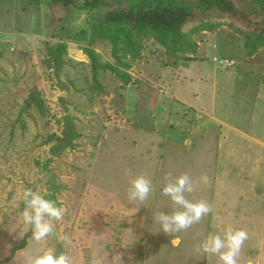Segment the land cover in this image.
<instances>
[{
    "label": "rangeland",
    "instance_id": "374dc122",
    "mask_svg": "<svg viewBox=\"0 0 264 264\" xmlns=\"http://www.w3.org/2000/svg\"><path fill=\"white\" fill-rule=\"evenodd\" d=\"M80 2L0 0V264L44 250L20 222L27 188L65 209L47 247L72 264H218L194 246L229 226L249 234L238 264H264V34L216 11L115 28ZM169 173L206 175L185 196L212 206L171 235L154 222L175 208ZM141 174L153 192L129 202Z\"/></svg>",
    "mask_w": 264,
    "mask_h": 264
},
{
    "label": "clouds",
    "instance_id": "9594fccd",
    "mask_svg": "<svg viewBox=\"0 0 264 264\" xmlns=\"http://www.w3.org/2000/svg\"><path fill=\"white\" fill-rule=\"evenodd\" d=\"M166 183L161 189V195L169 198L175 206L171 213L157 211L154 215V222L159 225V232L167 235L179 233L189 229L192 225L198 224L202 219L212 212V206L204 201L191 202L185 196L186 193H193L200 183L208 184L209 178L201 176L198 181H193L187 174L173 177L171 173L165 178ZM153 192L152 181L145 175H137L129 181L126 189V198L129 202L143 204ZM24 207L19 212L20 222L25 232H30V239L36 245L44 249L38 254H29L25 257V264H72V258L66 253H55L47 247L50 237L56 235L55 224L61 221L65 209L46 199L40 192L31 188L24 189L19 193ZM138 210V209H137ZM136 210V211H137ZM130 244L134 237L132 230L125 231ZM65 245L70 244L67 235L61 237ZM249 239V234L244 229L227 227L223 235L209 234L202 243L194 246V251L204 256L217 257L218 264H238L240 252ZM97 264H103V258H96ZM113 264H122L121 255H115ZM248 264H252L249 260Z\"/></svg>",
    "mask_w": 264,
    "mask_h": 264
},
{
    "label": "trees",
    "instance_id": "16d2710c",
    "mask_svg": "<svg viewBox=\"0 0 264 264\" xmlns=\"http://www.w3.org/2000/svg\"><path fill=\"white\" fill-rule=\"evenodd\" d=\"M96 8L104 9L103 24L115 28L178 32L216 11L264 34V0H81L78 5L80 10Z\"/></svg>",
    "mask_w": 264,
    "mask_h": 264
}]
</instances>
